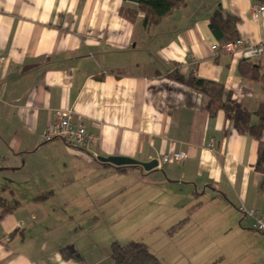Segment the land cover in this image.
Wrapping results in <instances>:
<instances>
[{"label": "crops", "instance_id": "0c3cea01", "mask_svg": "<svg viewBox=\"0 0 264 264\" xmlns=\"http://www.w3.org/2000/svg\"><path fill=\"white\" fill-rule=\"evenodd\" d=\"M253 5L264 0H187L145 29L122 16L123 0H0V264H112L126 240L162 264H264L246 213L264 215L257 143L168 76L218 83L254 114L264 92L238 73L242 62L264 72ZM217 8L259 57L212 51ZM58 110L84 126L82 145L43 140Z\"/></svg>", "mask_w": 264, "mask_h": 264}, {"label": "trees", "instance_id": "16d2710c", "mask_svg": "<svg viewBox=\"0 0 264 264\" xmlns=\"http://www.w3.org/2000/svg\"><path fill=\"white\" fill-rule=\"evenodd\" d=\"M123 2L122 16L132 23L141 18L143 27L147 29L184 7L187 0H123ZM208 28L220 45L238 39L236 20L220 8H217L211 15ZM238 73L242 79L258 85L264 92V72L257 64L242 62L238 67ZM168 76L175 82L207 96L209 98L207 112L210 118L222 111L232 122L238 134L248 136L257 143L254 170L261 176L259 191L264 193V142L262 140L264 101L254 114H250L244 108L234 107L228 95L223 99L224 90L218 83L197 78L192 74L186 77L181 76L177 71H173ZM252 117L257 119L255 124L251 123ZM9 209L10 206L4 212ZM110 259L112 264H162L143 244L137 242L125 245L113 243L110 247Z\"/></svg>", "mask_w": 264, "mask_h": 264}, {"label": "built area", "instance_id": "2783aa9c", "mask_svg": "<svg viewBox=\"0 0 264 264\" xmlns=\"http://www.w3.org/2000/svg\"><path fill=\"white\" fill-rule=\"evenodd\" d=\"M258 14H264V5H253L251 7L252 19L256 20ZM212 51L221 54H240L244 60H250L259 57L262 54V46H251L244 40L237 39L233 42L224 44H216L211 47ZM6 59L0 57V67L4 65ZM54 123L49 125L43 132V140L48 142L53 139H60L72 146H80L87 139V133L82 124L74 121L73 113L70 110H58L54 113ZM80 118H77L79 121ZM186 158L185 153H176L172 156L174 162L180 163ZM162 163L168 162L167 157H163ZM252 218V230L264 234V215L259 214L257 211L249 210L246 212Z\"/></svg>", "mask_w": 264, "mask_h": 264}, {"label": "water", "instance_id": "95a60500", "mask_svg": "<svg viewBox=\"0 0 264 264\" xmlns=\"http://www.w3.org/2000/svg\"><path fill=\"white\" fill-rule=\"evenodd\" d=\"M103 162L110 163L114 166H133L138 165L145 171L153 170L157 167L158 163L156 161L148 162V163H137L134 160L126 159V158H107L102 160Z\"/></svg>", "mask_w": 264, "mask_h": 264}, {"label": "rangeland", "instance_id": "374dc122", "mask_svg": "<svg viewBox=\"0 0 264 264\" xmlns=\"http://www.w3.org/2000/svg\"><path fill=\"white\" fill-rule=\"evenodd\" d=\"M128 243V240H126V242H124V244ZM121 244V243H120Z\"/></svg>", "mask_w": 264, "mask_h": 264}]
</instances>
